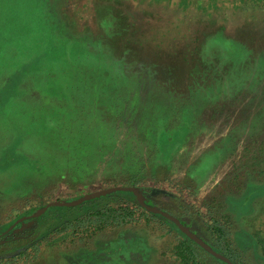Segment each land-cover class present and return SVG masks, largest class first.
I'll use <instances>...</instances> for the list:
<instances>
[{"label": "rangeland", "instance_id": "rangeland-1", "mask_svg": "<svg viewBox=\"0 0 264 264\" xmlns=\"http://www.w3.org/2000/svg\"><path fill=\"white\" fill-rule=\"evenodd\" d=\"M259 2L0 0V79L7 78L0 88V149L15 137L3 151L9 170L0 173V218L29 203L50 206L139 182L160 210L202 240L209 213L227 221L244 263L264 264L255 241L257 233L264 239ZM17 50L20 62L34 54L44 62L22 85L25 101L13 95ZM168 145L174 152L161 165ZM20 147L41 165L21 168L27 155H16ZM26 211L33 215V208ZM40 223L20 231L36 239L56 221ZM131 231L149 237L148 263L145 252L126 261L101 253L107 264H175L173 238H163L164 230ZM76 249L60 247L31 264H95Z\"/></svg>", "mask_w": 264, "mask_h": 264}, {"label": "trees", "instance_id": "trees-1", "mask_svg": "<svg viewBox=\"0 0 264 264\" xmlns=\"http://www.w3.org/2000/svg\"><path fill=\"white\" fill-rule=\"evenodd\" d=\"M257 6L260 7L258 10L264 11L263 2L257 3ZM172 148V145L167 146V150L164 152V159L161 158L159 164L164 165L168 162L175 149ZM7 164H9L8 159L3 160V162L1 160L0 170H5L9 166ZM139 186L140 183L138 182L131 183L125 188L138 189L139 193L145 197V202L149 207L160 210L157 207L156 200L149 195V192L139 188ZM82 199L58 200L50 206L29 203L23 207L21 212L12 209L11 212L17 211L16 216L10 215L7 218H0V248L2 246L6 248L11 245L13 247V244L20 243V241L18 243L13 242L8 235H11L14 231L22 230L24 225L34 224L33 219L37 223L41 221L40 224L45 223L47 219L56 221L47 234L37 237L31 245L25 244L19 247V253L11 256H0V264H31L39 259L44 260V255L49 251H55L64 246L70 247L71 245L77 248L75 254L86 252L90 255V260L95 264H107V262H103L101 253H103L102 256L105 258L121 254L125 256L126 261V259H130L128 256H134L137 251L141 254L143 252L146 253L148 256L146 261L148 263L149 254L151 253L148 248L149 237L136 236L131 231L132 228L142 225H155L158 229L164 230L165 233L160 234L163 238L168 236L173 238V245L169 253L175 264H207L205 255L222 264H226L183 234L172 220L163 215L154 214L144 208L137 196L130 191L118 192L87 202H81ZM32 208L33 215L26 214V210ZM191 211L192 209L189 207L185 210L187 214L192 213ZM167 214L174 217L170 213ZM208 216L211 217L206 222L208 240L203 241L232 264H245L231 224L223 219L214 217L211 213ZM178 220L185 225L181 219ZM108 233L115 234L116 238L108 239ZM5 236L6 238L3 239ZM151 237H154V234L150 235ZM255 238V241L264 252V239L259 233L255 234ZM145 241L147 246L146 243L143 244ZM90 244L91 247H89ZM114 248H116V254L111 251ZM105 251L108 252L106 253ZM126 255L128 256L126 257Z\"/></svg>", "mask_w": 264, "mask_h": 264}, {"label": "crops", "instance_id": "crops-1", "mask_svg": "<svg viewBox=\"0 0 264 264\" xmlns=\"http://www.w3.org/2000/svg\"><path fill=\"white\" fill-rule=\"evenodd\" d=\"M18 47H20V45ZM34 55L36 57L35 56H29L26 60H23L22 62H20V60L18 59L19 58V50H17L16 61H13L14 58L12 59V61L14 62V64H13L14 74L16 73V75H17L16 77H18L17 78V84H16V91L13 95L16 98L18 97L19 101H25L23 99H26V97H28V94H29V92H26L25 90H23V87H22V85L26 81L25 79H29V78L33 79V76L36 74L37 67L44 64V62H42L38 59V58H40L41 54H38V55L34 54ZM6 82H7L6 76L5 77L2 76L0 79V88L5 87ZM11 128H13V127H10V129ZM14 140H15V137L13 139V137L11 136V137H9L7 144L5 146H2V148L0 149V161L3 158V151L6 149H9L12 145H14V143H13ZM15 152H16V155H20L23 157L25 155H27V157L25 158V163H23V166H21V168L25 167L27 169H30L28 167H30L32 161L34 164V168L37 165H41V163L37 159H35L31 155L29 156L24 149H21V147L18 148L17 150H15ZM8 170L9 169L0 170V173H3V175H5ZM32 221H33V223H36L35 219H33Z\"/></svg>", "mask_w": 264, "mask_h": 264}, {"label": "water", "instance_id": "water-1", "mask_svg": "<svg viewBox=\"0 0 264 264\" xmlns=\"http://www.w3.org/2000/svg\"><path fill=\"white\" fill-rule=\"evenodd\" d=\"M122 191H130L133 194H135L140 202V204L146 208L148 211L154 213V214H160L163 215L164 217L172 220L177 226L178 228L181 230V232L183 234H185L186 236H188L190 239H192L194 242L198 243L201 247H203L207 252H209L212 256H214L215 258L219 259L220 261H223L226 264H232L230 261H228L226 258H224L223 256L217 254L213 248H211L209 245H207L202 239H200L197 235H195L193 232H191L185 225H183L178 219L170 216L167 213L162 212L161 210H158L157 208H151L149 207L146 202H145V197L139 193V190L136 188H112V189H107V190H103L100 192H97L93 195L87 196L85 198H83L81 200V202H87L89 200L92 199H97V198H101V197H105L108 195H112L118 192H122Z\"/></svg>", "mask_w": 264, "mask_h": 264}, {"label": "flooded vegetation", "instance_id": "flooded-vegetation-1", "mask_svg": "<svg viewBox=\"0 0 264 264\" xmlns=\"http://www.w3.org/2000/svg\"><path fill=\"white\" fill-rule=\"evenodd\" d=\"M20 234H23V235H20ZM24 234L27 235V236H25ZM8 236L15 243H18L19 241H21V239H25L27 241L26 244L27 245H31L32 243H34L33 241H35V239H28L29 238V233H21L20 230L19 231H14V233H12L11 235H8ZM5 238H6V236L3 239H5ZM17 246H19V244H13V247H12V245L9 246V247H6V248L5 247L4 248L1 247L0 248V256H5V255L6 256H8V255L11 256V255H15V254L19 253L20 251L17 248ZM15 247L17 249H15ZM107 258H109V257H107ZM103 262L106 263L107 261L103 260Z\"/></svg>", "mask_w": 264, "mask_h": 264}]
</instances>
